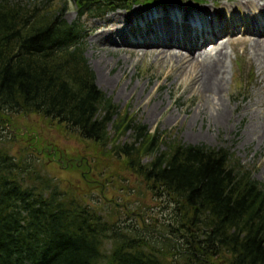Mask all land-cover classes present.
<instances>
[{
  "label": "trees",
  "instance_id": "trees-1",
  "mask_svg": "<svg viewBox=\"0 0 264 264\" xmlns=\"http://www.w3.org/2000/svg\"><path fill=\"white\" fill-rule=\"evenodd\" d=\"M54 1L0 0V264H264V185L223 148L167 143L118 114L94 84L78 22ZM73 1L82 17L143 0ZM20 115L63 124L171 214L144 226L114 221L113 206L102 217L36 159L10 153L5 126Z\"/></svg>",
  "mask_w": 264,
  "mask_h": 264
},
{
  "label": "rangeland",
  "instance_id": "rangeland-1",
  "mask_svg": "<svg viewBox=\"0 0 264 264\" xmlns=\"http://www.w3.org/2000/svg\"><path fill=\"white\" fill-rule=\"evenodd\" d=\"M11 1L25 3L31 0ZM246 2L253 3L260 10L245 7ZM60 5H66L67 13L64 18L67 22L77 20L75 8L71 4L67 5L62 0H55L49 7L54 11ZM152 5L161 7L150 8L148 9L150 12H161L163 9L169 12L170 17L164 21L161 20V14H157L160 19L148 24L145 29L149 31L148 33H152L153 29L164 33L161 34V38L156 35L143 37L141 32H147L141 27L138 37L127 33L126 38L135 45L133 48L137 50H132V54L124 51L131 50L130 47H122L120 52H114L115 49L111 50L108 46H101L93 38L97 31L114 28L117 27L115 25L120 24L115 15L130 12L125 15V18L137 16L138 13L131 11L142 9L140 6L135 5L129 10H118L99 20H85V26L82 25L83 32L87 29V35L84 36V58L94 74L95 85L100 72L104 77L108 74L116 80L113 88L103 90L97 85L96 87L107 99L111 100L118 114L131 117L135 124L144 126L148 133L159 135V138L167 143L178 138V141L186 145L223 148L242 167L252 172L254 180L264 185V138L261 137L264 135V0H178L175 3ZM200 10L205 16V23L208 22L204 35L208 37L212 35L217 44L222 45L227 53L226 85L222 94V104L227 116L225 125H217L210 121V117L215 115L210 104H213L212 95L201 89L202 84L199 79L187 87L181 84L185 74L179 71L169 72L170 65L161 53L178 51L179 48L159 49L156 53L161 55L141 56L143 51L149 50L143 48L145 46L158 45L160 42L173 44L174 42L169 40V37L174 36L175 30L182 33L184 37L182 40L184 43H182L190 46L191 37H198L197 31L188 24L190 17H187V22L182 20L181 22L175 19L172 13L194 14ZM83 21L84 18L81 24ZM210 46L212 45H207L204 50L212 54ZM103 55L108 64L100 61ZM155 56H158L159 60H156ZM125 60L126 63H124ZM198 60L201 61L199 58ZM132 61L134 63L131 66ZM100 62L101 69L98 68ZM126 64L130 67L121 71V67ZM190 66L188 73L192 75L203 69L193 64ZM110 69H112L111 72H109ZM120 89L127 90L124 97L117 95ZM197 106L204 107L203 115H197ZM114 120L116 116L112 118V122ZM5 130L7 135H13L8 146L10 153L15 156L24 152L33 143L32 139L37 136L36 148L41 150L45 147L48 151V155L44 154L45 156L39 160V163L43 165V172L47 173L64 192L70 193L69 183L83 188L85 183L81 173H87L88 168L82 164L79 167L73 165L67 171L55 165L45 169L47 159L49 160L47 157L53 150H56V158L62 155L64 159H75L77 162L80 155L86 156V160L93 168V173L88 174L89 181L99 182V179L107 183L109 190L105 196L107 198L112 196L116 199L119 197L117 202L127 204L131 210L145 213L146 224H150L153 219L162 222L164 216L168 218V214H171V207L167 208L163 200L153 198L152 191L148 190L147 185L124 172L121 163L109 156L100 159L95 146L70 134L64 126L57 125L56 121L51 122L37 115L17 116L11 119L10 125L5 127ZM106 131L110 134V138L114 136L112 123L107 126ZM251 136H253L252 140L249 139ZM131 137V133L121 137V144L131 142ZM160 149H165L163 144ZM63 151H66V156ZM23 155L26 156L25 153ZM28 157L30 159V156ZM149 161L150 159L144 160V162ZM98 197L97 193H93L78 199L85 205L95 206ZM101 203L98 202L102 208L100 214L104 217L105 213L110 211L111 206L106 207ZM115 215L120 218H114V221L122 220L127 225L136 226V222L131 221L130 215L123 211H117ZM105 250H109V247L106 246Z\"/></svg>",
  "mask_w": 264,
  "mask_h": 264
},
{
  "label": "bare ground",
  "instance_id": "bare-ground-1",
  "mask_svg": "<svg viewBox=\"0 0 264 264\" xmlns=\"http://www.w3.org/2000/svg\"><path fill=\"white\" fill-rule=\"evenodd\" d=\"M247 4H245V7L247 8H256L255 5L251 2H246ZM258 10H260V8H256ZM132 13H141L143 14V10L140 9H136V10H132ZM149 11H146L143 16H146V14H148ZM129 13H118L117 15V20L120 22V24L115 25L117 27L114 28H106L103 29L101 31H97L95 36H94V40L95 42L100 43L101 46H108L109 49H115L116 51L114 52H120L122 49V47H130L131 50H124L129 54H132V50H136L133 48V44L131 42H129L128 38H126L125 36H123L124 30L127 28H131V32L134 34L136 33V27L133 25L135 18L139 17H143L141 14L134 16L132 19L129 18H125V15H127ZM169 15L167 13V11L163 12V20L164 18H167ZM184 17H186L185 14H183ZM189 17H191V20L196 21V23H199L202 25V23L204 22L205 18L196 14V16L193 17V14H190ZM166 21V20H165ZM181 21V20H180ZM135 27V28H133ZM202 28H204L203 26H201ZM203 32L201 31V40H196L191 39V45L187 46L186 44H178V43H173V44H166L164 43H158V45H149V46H145L143 48H147L149 50L143 51L142 55H147V54H156L159 55L160 53H156V50H171L174 48H179L178 51H171V52H162L161 54L164 55L165 57L164 60L168 62V64L170 65V70L169 72H182L183 74H185V78L184 80H182L181 84L183 83L184 85L190 86L192 84L195 83L196 80H200L201 81V89L205 90L207 93L212 95V101L213 104L210 103L212 105V109L215 112L214 117H210V121L213 122L214 124L217 125H222V124H226L227 121V116L225 113V109L224 106L222 104V99H223V92L225 89V85H226V78H225V60L227 57V53L225 52L224 48L222 47V45L220 46L219 44H217L216 41H212L213 38L212 37H207L204 38L203 36ZM207 45H212L211 47V53L206 52L204 49ZM139 47V46H137ZM137 51V50H136ZM141 51V50H140ZM182 51L184 53H182ZM160 54V55H161ZM167 54V55H166ZM197 55V57H196ZM201 59V61L198 60ZM156 60H159L158 56H155ZM101 62H104L105 64H108L106 62V58H104V55L102 56V58L100 59ZM101 62L98 64V68H100L101 66ZM124 63H126V60L124 61ZM134 63V61H132L130 63V65L132 66ZM193 64L199 67H202L203 69H201V71H196V73H194V75L189 74L188 73V68L189 66ZM130 65L126 64L124 67H121V71L123 70H127L128 67H130ZM192 68V66H190ZM112 69L109 70V72H111ZM186 70V71H185ZM102 71V70H101ZM189 74H187V73ZM196 74V75H195ZM197 78V79H196ZM115 83L116 80H114L112 77H110V75H106L105 77L101 74V72L99 73L96 85L100 88H102L103 90H106L108 88H113L115 87ZM152 91V90H150ZM127 93L126 89H120L117 93V95L119 97H124ZM150 93H148L149 95ZM210 95V96H211ZM196 112L197 115L201 116L204 114V107L203 106H197L196 108ZM264 138V135L261 136ZM249 139H253V136H251V138L249 137Z\"/></svg>",
  "mask_w": 264,
  "mask_h": 264
},
{
  "label": "flooded vegetation",
  "instance_id": "flooded-vegetation-1",
  "mask_svg": "<svg viewBox=\"0 0 264 264\" xmlns=\"http://www.w3.org/2000/svg\"><path fill=\"white\" fill-rule=\"evenodd\" d=\"M41 153H45V154H47L48 155V151L47 150H42L41 151ZM55 155V158H54V161H56L61 167H63L64 165H66L67 164V162L66 161H62L61 159H60V155L56 158V150H54V151H52V153H51V160L53 161V159H52V157ZM53 161V162H54ZM72 162L70 163V164H68V167H71V165L73 166H77V167H79V166H81L82 164H85L84 162H76V160H74V159H72L71 160ZM81 176H82V180L85 182V184L86 185H88V187H90V188H94V187H96L98 184H97V181H95V180H93V181H89V179H87V174H82L81 173ZM97 184V185H96ZM110 203H113V204H116L115 202H114V198L113 197H110ZM116 206V205H115ZM124 210H126L127 211V209H126V207L125 206H123L122 207Z\"/></svg>",
  "mask_w": 264,
  "mask_h": 264
},
{
  "label": "water",
  "instance_id": "water-1",
  "mask_svg": "<svg viewBox=\"0 0 264 264\" xmlns=\"http://www.w3.org/2000/svg\"><path fill=\"white\" fill-rule=\"evenodd\" d=\"M79 193H84L85 191H80V190H77Z\"/></svg>",
  "mask_w": 264,
  "mask_h": 264
}]
</instances>
